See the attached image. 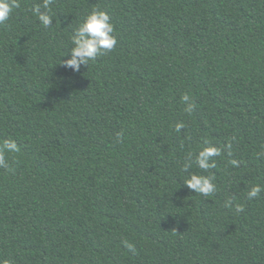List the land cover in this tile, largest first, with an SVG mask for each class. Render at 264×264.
<instances>
[{"label": "trees", "instance_id": "trees-1", "mask_svg": "<svg viewBox=\"0 0 264 264\" xmlns=\"http://www.w3.org/2000/svg\"><path fill=\"white\" fill-rule=\"evenodd\" d=\"M43 3L0 23V264H264V0ZM93 9L117 44L75 72Z\"/></svg>", "mask_w": 264, "mask_h": 264}, {"label": "clouds", "instance_id": "clouds-1", "mask_svg": "<svg viewBox=\"0 0 264 264\" xmlns=\"http://www.w3.org/2000/svg\"><path fill=\"white\" fill-rule=\"evenodd\" d=\"M53 0H44L43 7L48 9ZM19 0H0V23L5 22L9 19L12 11L18 8ZM39 21L44 27H49L52 24V17L46 12L40 11V6L34 9ZM115 33V27L111 22L110 15L103 10L93 9L83 20L82 23L74 30V34L71 37V58L63 61L65 67L72 69L75 72H79L80 66L87 65L89 60H94L97 55L103 54L106 51H111L117 44ZM184 100L188 97L185 95ZM191 106L187 111H191ZM182 125H177L176 130L179 131ZM18 152L19 146L14 140H6L3 143L2 151ZM211 155H219V151L216 148H205L199 152L197 156V163L202 169H207L210 166L206 163V160ZM238 162L233 160L232 164ZM0 166L7 167V163L0 155ZM214 177H201L197 175L191 176L185 183L186 185L194 190L196 193L209 195L215 190V185L212 183ZM262 191L261 186H254L248 193L249 198L256 197ZM238 210L242 211V207ZM130 250H135L133 244H126ZM7 264V262H5Z\"/></svg>", "mask_w": 264, "mask_h": 264}]
</instances>
